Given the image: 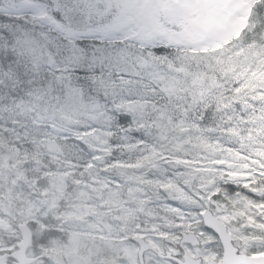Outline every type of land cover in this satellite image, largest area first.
I'll use <instances>...</instances> for the list:
<instances>
[{
    "label": "snow or ice",
    "instance_id": "1",
    "mask_svg": "<svg viewBox=\"0 0 264 264\" xmlns=\"http://www.w3.org/2000/svg\"><path fill=\"white\" fill-rule=\"evenodd\" d=\"M0 264H264V0H0Z\"/></svg>",
    "mask_w": 264,
    "mask_h": 264
}]
</instances>
